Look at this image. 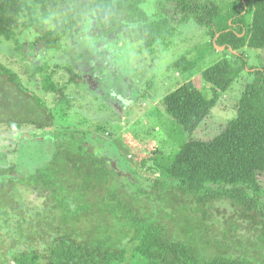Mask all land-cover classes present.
Listing matches in <instances>:
<instances>
[{
  "label": "trees",
  "instance_id": "obj_1",
  "mask_svg": "<svg viewBox=\"0 0 264 264\" xmlns=\"http://www.w3.org/2000/svg\"><path fill=\"white\" fill-rule=\"evenodd\" d=\"M25 2L0 0V39L19 42L16 30ZM108 5L114 13L106 20L96 19L99 37L123 30L119 33L145 40V47L156 44L164 48L180 25L194 22L208 29L211 48L216 51L215 44L225 47L226 54L202 72L203 80L211 86V97L187 81L161 99L168 115L190 137L247 69L253 79L244 85L237 116L220 134L209 141L191 137L166 164L159 163V156L153 157V169L162 178L151 179L149 188L159 195L177 192L189 202L185 218L176 221L165 208L152 209L147 192H131L120 184L123 174L115 164L89 148L90 133L55 125L53 108L67 103L71 110L69 86L87 85V74L64 64H48L49 72L46 67L39 68L42 89L52 97L54 106L30 95L37 110L32 123L38 131L51 129L55 148L47 163L22 177V184L46 192L59 217L42 226L38 220L32 227L33 223L21 215L4 211L0 264H264L257 247L247 248L236 240L222 241L209 235L217 222L214 209L221 203L264 221L259 179L264 174V65L249 67L246 56L252 50L259 56L264 50V0H34L38 17L28 27L36 34L32 46L62 50L72 31L91 22ZM147 8H154L156 13ZM49 14L57 17L50 20ZM16 46L21 52L24 44ZM196 67L197 62L186 56L173 63L179 71L193 72ZM0 76L26 96L21 77L1 62ZM3 122L18 126L12 120ZM70 162L83 172L81 179L65 174ZM145 162L142 168L151 171ZM13 173H17L14 166L0 168V178ZM41 203L44 207L43 200ZM38 213L39 219L48 218L46 210ZM110 220L111 231L103 226ZM81 223L89 227L83 230ZM27 226L32 233L26 232L25 240L17 238V227L27 230Z\"/></svg>",
  "mask_w": 264,
  "mask_h": 264
},
{
  "label": "rangeland",
  "instance_id": "obj_2",
  "mask_svg": "<svg viewBox=\"0 0 264 264\" xmlns=\"http://www.w3.org/2000/svg\"><path fill=\"white\" fill-rule=\"evenodd\" d=\"M33 3L34 0L25 2L16 30L19 42L0 39V62L21 77L27 91L26 96H22L6 77L0 76V168L14 166L17 172L11 177L0 178V224L4 220L1 215L7 209L31 221L32 227L38 220L42 226L49 220L53 223L59 217V210H54L46 192L34 191L22 184V177L47 163L55 148L51 129L38 131L32 123L37 110L30 95L40 96L52 108L54 106L52 97L42 89L43 76L38 72L39 68L44 67L49 72L48 64L71 65L82 74H87L85 79L89 81L87 85L80 83L69 86L73 107L68 111L66 103L61 107L63 111L53 108L55 125L66 130H78V133H90L92 144L89 148L110 164H115L124 175L119 177L124 188L131 192L139 189L147 192L146 200L152 209L161 211L160 208H165L169 217L182 221L186 208L189 211L187 198L174 191L159 195L149 188L151 179L162 178L161 173L153 169V157L159 156V163L166 164L191 137L209 141L220 134L229 120L237 116L244 85L252 81V72L247 69L233 83L211 115L190 137L168 115L161 105V99L187 81H193L207 97H211V86L203 80L202 72L226 52L214 46L215 51L209 46L211 37L207 28L194 22L182 24L170 45L164 48L156 44L145 47V40L120 34L123 30L109 37H99L96 19L103 17L106 20L114 13L111 5H108L91 22L72 31L64 44L65 48L57 52L47 51L42 44L32 46L36 34L28 27L38 17ZM147 10L156 13L154 8ZM48 16L50 20L57 17L52 14ZM249 19L250 16L247 17ZM38 22L40 29L43 28L42 22ZM19 43L24 44L21 52L16 46ZM184 56L197 62L193 72L173 68V63ZM246 56L249 67L261 68L264 65V50L259 56L257 50L247 52ZM4 120H12L18 126L14 128ZM144 162L151 171L142 168ZM76 166V163L70 162L65 174L81 179L84 174ZM259 179L264 193V174ZM41 199L44 207H41ZM43 210L48 212L46 221L37 216ZM214 213L217 222L209 229L210 237L222 241L223 238L233 239L247 248L255 246L258 253L264 256V221L259 217L245 216L228 203L218 204ZM103 226L111 231L112 221H107ZM88 227L84 223L80 225L83 230ZM225 231L227 234L223 233ZM26 232L32 233V230L17 227L15 235L25 240Z\"/></svg>",
  "mask_w": 264,
  "mask_h": 264
},
{
  "label": "water",
  "instance_id": "obj_3",
  "mask_svg": "<svg viewBox=\"0 0 264 264\" xmlns=\"http://www.w3.org/2000/svg\"><path fill=\"white\" fill-rule=\"evenodd\" d=\"M215 46H216V48L218 49V50H222V51H224L225 50V47H218L216 44H215ZM231 51H232V49H230ZM233 52V51H232Z\"/></svg>",
  "mask_w": 264,
  "mask_h": 264
}]
</instances>
